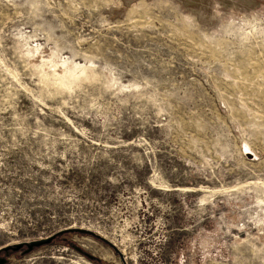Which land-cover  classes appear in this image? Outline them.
<instances>
[{"label": "rangeland", "instance_id": "obj_1", "mask_svg": "<svg viewBox=\"0 0 264 264\" xmlns=\"http://www.w3.org/2000/svg\"><path fill=\"white\" fill-rule=\"evenodd\" d=\"M67 229L6 264H264V0H0V248Z\"/></svg>", "mask_w": 264, "mask_h": 264}, {"label": "water", "instance_id": "obj_2", "mask_svg": "<svg viewBox=\"0 0 264 264\" xmlns=\"http://www.w3.org/2000/svg\"><path fill=\"white\" fill-rule=\"evenodd\" d=\"M65 233H80V234H88L90 236H93L99 240H101L102 242L106 243L109 245V243L107 241H105L104 239L99 238L98 236L94 235L93 233L89 232V231H85L82 229H67V230H63L60 231L50 237H47L45 239H40L37 241H32L29 243H20V244H14L12 246H6V247H2L0 248V255L2 253L5 254V257L0 258V264H6L7 262V256L9 253H17L20 252L23 248L24 250L21 251L22 255H26L29 254L31 251H33L35 248H39L41 246L44 245H48L50 244L56 237L65 234ZM113 247V246H112ZM79 253L83 254L84 256H86L88 259L93 260V258L88 255L87 253L81 251L80 249H76ZM120 256V255H119Z\"/></svg>", "mask_w": 264, "mask_h": 264}, {"label": "flooded vegetation", "instance_id": "obj_3", "mask_svg": "<svg viewBox=\"0 0 264 264\" xmlns=\"http://www.w3.org/2000/svg\"><path fill=\"white\" fill-rule=\"evenodd\" d=\"M24 250V248L21 250V251H23ZM21 251H20V253H21ZM9 254H11V253H9ZM9 254H8V256H9ZM7 256V257H8ZM2 257H5V254L4 253H2L1 255H0V258H2Z\"/></svg>", "mask_w": 264, "mask_h": 264}]
</instances>
